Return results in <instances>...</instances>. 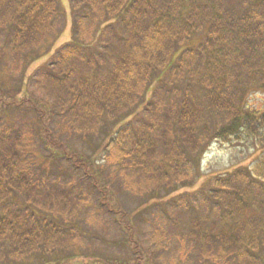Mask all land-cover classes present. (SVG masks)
Instances as JSON below:
<instances>
[{
	"label": "trees",
	"instance_id": "trees-1",
	"mask_svg": "<svg viewBox=\"0 0 264 264\" xmlns=\"http://www.w3.org/2000/svg\"><path fill=\"white\" fill-rule=\"evenodd\" d=\"M68 1L71 41L50 57L34 82L39 89L50 87L53 100L43 105L45 111L38 108L35 122L42 124L43 114L51 111L75 138L98 140L104 163L111 161L115 171L142 169L144 181L126 186L137 193L138 210L178 187L196 186L213 142L237 143L252 160L215 178L214 188L205 183L204 192L210 191L209 200L221 211L219 219L193 221L191 235L202 247L196 262L264 264V111L250 110L247 102L253 92L264 95V0ZM65 25L60 0H0V70L8 63L9 72H22L9 90L0 77L4 109L32 101L25 74L41 58L35 50L51 37L53 45ZM29 53L34 56L28 59ZM150 93L168 94L167 101ZM205 114L215 126L204 122ZM39 133L48 159L36 156V137L0 134L4 264H50L56 249L73 241L61 237L62 221L77 218L84 203L77 182L58 189L53 181V162L67 155L63 141L52 131ZM101 138L107 140L104 147ZM102 151L97 148L93 159L75 166L97 172L95 157ZM147 196L148 202L138 203ZM36 254L40 263L30 261Z\"/></svg>",
	"mask_w": 264,
	"mask_h": 264
},
{
	"label": "rangeland",
	"instance_id": "rangeland-1",
	"mask_svg": "<svg viewBox=\"0 0 264 264\" xmlns=\"http://www.w3.org/2000/svg\"><path fill=\"white\" fill-rule=\"evenodd\" d=\"M60 2L65 11V29L53 45L54 37H51L40 50H35L36 55L39 54L41 58L35 60L25 74L27 92L32 96V101H26L21 96L19 99L23 100L13 103L9 109H4V106L0 105V134L6 136L10 133L13 139L18 134L36 137L34 138V149L39 150L36 156L47 158L50 154L44 149L46 146L39 133L41 128L46 129L48 133L52 131L54 137L63 141L62 147L67 155L53 162L55 163L53 181H57L55 183L58 189L62 186L69 188L77 182L79 187L77 192L84 200L77 218L70 222L62 221L61 237L73 241L72 243L65 242L67 246L56 249L49 258L50 264H56V261L61 260H64V264H197L196 261L202 254L198 250L202 247L199 240L191 235L193 221L197 216L219 219L218 214L221 211L220 207L209 200L210 191L204 192L205 183L214 188L215 178H226L228 173H234L240 165L250 164L252 159L247 157L249 153L246 149H244L245 153L240 150L242 147L235 142L232 144L213 142L203 158L204 178L198 181L196 186L178 187V192L172 196L161 200L154 199L155 201L148 205L147 210H143L145 204L138 210L137 193L126 186L129 182L144 181L145 172L142 169L129 167L123 173L115 171L116 167L111 161L104 163L103 158L106 161L107 156H104V152L98 147V140L82 141L75 138L73 134L64 129L60 118L54 119L51 111L43 114L42 124L40 120L35 122L36 118H39L38 108L42 107L45 111L43 105L47 107L53 103V100L48 96L50 87L39 89L34 82L43 73V67L51 63L52 56L71 41L72 37L73 21L69 1L60 0ZM33 53L28 54V59L34 56ZM9 67L10 64L5 63L0 70L4 90L10 89L13 80L20 81L21 79L22 72L13 74L8 71ZM152 88L153 91H158L154 86ZM167 95L155 93L152 96L150 93V98L156 97V100L167 101ZM247 102L250 110L264 111L262 93H251ZM205 119L204 122H207L209 127L215 126L208 114H205ZM31 120L35 126L32 125ZM36 128H39L37 132H35ZM101 140L102 138L99 139V143ZM106 143L107 140L101 142L102 147ZM96 147L102 151L101 156L95 155L98 156L95 157L98 171L94 172L92 167H85V172L81 167L77 168L75 162L78 160L88 157L93 159ZM46 161V165L51 163V160ZM88 173L91 176L85 178ZM212 178L210 184L208 180ZM196 179L193 176L191 181ZM48 181L51 180L48 179ZM89 181L94 182L96 188L90 187ZM104 192L105 195H103ZM149 198L151 196L139 199L138 203L143 200L145 202ZM202 228H205L203 224ZM33 258L34 260H30L33 263L41 262L40 255L36 254ZM215 263V259H210L207 264ZM0 264L4 263L0 261Z\"/></svg>",
	"mask_w": 264,
	"mask_h": 264
}]
</instances>
